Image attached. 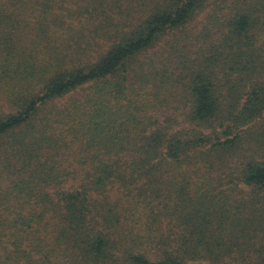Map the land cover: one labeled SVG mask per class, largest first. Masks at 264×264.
I'll return each mask as SVG.
<instances>
[{
	"label": "trees",
	"instance_id": "1",
	"mask_svg": "<svg viewBox=\"0 0 264 264\" xmlns=\"http://www.w3.org/2000/svg\"><path fill=\"white\" fill-rule=\"evenodd\" d=\"M0 264H264V0H0Z\"/></svg>",
	"mask_w": 264,
	"mask_h": 264
},
{
	"label": "rangeland",
	"instance_id": "2",
	"mask_svg": "<svg viewBox=\"0 0 264 264\" xmlns=\"http://www.w3.org/2000/svg\"><path fill=\"white\" fill-rule=\"evenodd\" d=\"M211 13V12H210ZM204 22V13L198 18L197 21L191 23L189 29L192 33V37L190 42L185 43L184 45H186L187 47L191 48V56L192 57H196L197 56V52H199L202 48H203V40L202 39H198V38H193L198 36L199 34H201L202 32V27H203V23ZM172 35L168 36V38L166 39V41H170L172 39ZM164 48V47H163Z\"/></svg>",
	"mask_w": 264,
	"mask_h": 264
}]
</instances>
